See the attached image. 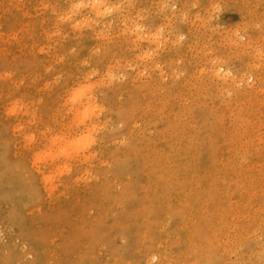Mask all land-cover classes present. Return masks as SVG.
Returning <instances> with one entry per match:
<instances>
[{"label":"rangeland","instance_id":"rangeland-1","mask_svg":"<svg viewBox=\"0 0 264 264\" xmlns=\"http://www.w3.org/2000/svg\"><path fill=\"white\" fill-rule=\"evenodd\" d=\"M98 1L0 0V264H264V0Z\"/></svg>","mask_w":264,"mask_h":264},{"label":"bare ground","instance_id":"bare-ground-1","mask_svg":"<svg viewBox=\"0 0 264 264\" xmlns=\"http://www.w3.org/2000/svg\"><path fill=\"white\" fill-rule=\"evenodd\" d=\"M92 1H93V0H92ZM99 1H100V0H99ZM99 1H98V2H99ZM94 3H95V1L93 2V4H94ZM96 3H97V2H96ZM99 3H100V2H99ZM91 4H92V3H91ZM93 4H92V5H93ZM100 4H101V3H100ZM106 4H107V3H106ZM95 5H96V4H95ZM97 5H98V4H97ZM97 5H96V6H97ZM101 5L104 6L105 4H104V5L101 4ZM94 7H95V6H94ZM99 7H100V6H99ZM107 7H109V6H107ZM92 9H93V8H92ZM105 9H106V7H105ZM103 10H104V9H103ZM111 10H112V9H111ZM114 10H115V9H114ZM96 11L98 12L99 10L96 9ZM104 11H105V10H104ZM104 11H103V12H104ZM107 11H108V10H107ZM107 11H106V12H107ZM109 11H110V10H109ZM97 12H96L95 14H97ZM111 12H112V11H111ZM92 13H93V12H92ZM98 13H100V12H98ZM112 13H113V12H112ZM112 13H111V14H112ZM103 14H104V13H103ZM99 15H100V14H99ZM105 16H106V15H105ZM105 16H104V17H105ZM95 17L98 18V16H95ZM101 17H102V14H101ZM110 17H112V16H110ZM92 23H93V22H92ZM86 24H88V23L86 22ZM86 24H85V27H84V25H83V28L88 27ZM89 24H90V23H89ZM93 24H94V23H93ZM97 24L99 25V23H97ZM90 25H91V24H90ZM94 25H95V24H94ZM101 26H102V25H101ZM105 26H106V25H105ZM90 27H91V26H90ZM90 27H89V28H90ZM103 27H104V26H103ZM94 30H95V29H94ZM103 30H104V29H103ZM101 33H102V31H101ZM98 35H99V34H98ZM77 36H78V35H77ZM79 37H80V36H79ZM75 38H76V37H75ZM77 40H78V39H77ZM79 40H80V38H79ZM102 41H103V40H102ZM105 41H106V40H105ZM81 45H82V44H81ZM75 47H76V46H75ZM76 48H77V47H76ZM86 56H87V55H86ZM107 61H108V60H107ZM102 62H103V61H102ZM101 64H102V63H101ZM98 66H99V65H98ZM97 68H98V67H97ZM102 69H103V68H102ZM83 78H84V77H83ZM83 78H82V79H83ZM110 78H112V77H110ZM72 79H74V78H72ZM79 79H80V78H79ZM77 80H78V79H77ZM77 80H76V81H77ZM115 80H116V78H115ZM86 81H87V80H86ZM111 81H112V80H111ZM116 81H117V80H116ZM1 82H2V81H1ZM82 82H83V81H82ZM108 82H109V81H108ZM9 83H10V82H9ZM71 83H72V81H71ZM73 83H74V82H73ZM100 83H101V82H100ZM109 84H110V83H109ZM109 84H108V85H109ZM115 84H116V83H115ZM115 84H114V85H115ZM101 85H102V84H101ZM69 86H70V85H69ZM75 86H76V83H75ZM99 86H100V84H99ZM81 87H82V86H81ZM85 87H87V86H85ZM85 87H84V89H85ZM107 87H109V86H107ZM120 87H121V86H120ZM120 87H119V89H120ZM123 87H124V86H123ZM15 88H16V87H15ZM78 88H79V87H78ZM78 88H77V89H78ZM89 88L91 89V87H88V92H89ZM103 88H104V87H103ZM75 89H76V88H75ZM84 89L81 88L82 92L80 91V93H83ZM116 89H117V88H116ZM29 90H30V89H29ZM79 90H80V88H79ZM110 90H111V89H110ZM1 91H2V90H1ZM24 91H25V90H24ZM45 91H46V90H45ZM49 91H50V89L48 90V92H49ZM22 92H23V90H22ZM25 92H26V91H25ZM73 92H74V91H73ZM76 92H77V90H76ZM0 93H1V92H0ZM2 93H3V92H2ZM28 93H29V91H28ZM84 93H85V91H84ZM84 93H83V94H84ZM32 94H33V93H32ZM83 94H81V95H83ZM92 94H93V92H92ZM2 95H3V94H2ZM74 95H75V94H74ZM77 95H78V93H77ZM79 95H80V94H79ZM81 95H80L79 97H81ZM85 95H86V94H85ZM16 96H17V95H16ZM37 96H38V95H37ZM70 96H71V95H70ZM27 97H28V96H27ZM82 97H83V96H82ZM82 97H81V98H82ZM118 97H119V96H118ZM6 98H7V97H6ZM35 98H37V97H35ZM39 98H40V97H39ZM70 98L72 99V97H70ZM84 98H85V96H84ZM4 99H5V98H4ZM33 100H34V99H33ZM77 100H81V99H80V98L78 99V97H76V98L74 99V101H75L74 103H76ZM85 100H86V99H85ZM1 101H2V100H1ZM3 101H4V100H3ZM4 102H5V101H4ZM79 102H80V101H79ZM86 102H87V101H86ZM86 102H85V103H86ZM16 103H17V102H16ZM83 103H84V102H82V104H83ZM1 104H2V103H1ZM17 104H18V103H17ZM19 104H20V103H19ZM35 104H36V103H35ZM78 104H79V103H78ZM86 104H87V103H86ZM118 104H119V103H118ZM36 105H37V104H36ZM36 105H35V106H36ZM74 105H76V104H74ZM80 105H81V104H80ZM76 106H77V105H76ZM81 106H82V105H81ZM89 106H90V105H88V106H86V107L89 108ZM95 106H96V105H95ZM95 106H93V108L90 106V108H91V109H94ZM15 107H16V106H15ZM78 107H79V106H78ZM99 107H100V106H99ZM11 108L13 109L14 107H11ZM19 109H20V108H19ZM83 109H86V108H83ZM96 109H97V108H96ZM10 110H11V109H10ZM75 110H76V108H75ZM13 111H14V110H13ZM77 111H78V110H77ZM80 111H81V110H80ZM80 111H79L78 113H81ZM90 111H91V110H90ZM98 111H99V110H98ZM98 111H97V113H98ZM100 111H101V110H100ZM14 112H15V111H14ZM14 112H13V113H14ZM88 112H89V109H88ZM94 112H95V111H94ZM102 112H104V111H102ZM102 112H100V113H102ZM10 113H12V112H10ZM13 113H12V114H13ZM82 113H83V112H82ZM83 114H84V113H83ZM90 114H91V115L93 114L92 111L90 112ZM90 114H88V115H90ZM32 115H33V114H32ZM77 115H78V114H77ZM81 115H82V114H81ZM86 115H87V114L85 113V117L88 116V115H87V116H86ZM93 115H94V114H93ZM96 115H99V114H96ZM60 116H61V115H60ZM100 116H101V115H100ZM28 117H29V116H28ZM78 117H79V116H78ZM82 117H83V116H82ZM88 117H89V116H88ZM88 117H87V119H89ZM94 117L96 118V116H94ZM33 118H34V117H33ZM80 118H81V117H80ZM95 118H94V119H95ZM99 118H101V117H99ZM104 118H105V117H104ZM30 119H31V118H30ZM83 119H85V118H83ZM83 119H82V121H81V124H82V122H83ZM87 119H86V120H87ZM92 119H93V117H92ZM48 120H49V119H48ZM80 120H81V119H80ZM86 120H85V121H86ZM90 120H91V119H90ZM72 121H73V120H72ZM72 121H71V122H72ZM74 121H75V123L77 122L76 120H74ZM74 121H73V122H74ZM97 121H98V120H97ZM106 121H107V120H106ZM106 121H105V122H106ZM73 122H72V123H73ZM78 122L80 123V121H78ZM86 122H87V121H86ZM98 122H100V121H98ZM107 122H108V121H107ZM53 123H54V122H53ZM79 123H78V124H79ZM94 123H95V122H94ZM102 123H104V122H102ZM24 124H26V123L24 122ZM70 124H71V123H70ZM78 124H77V123L75 124V125H76V128H77V125H78ZM81 124H79V125H81ZM99 124H100V123H99ZM26 125H27V124H26ZM85 125H86V124H85ZM89 125H90V124H89ZM95 125H96V124H95ZM49 126H50V125H49ZM70 126H71V125H70ZM70 126H69V128H70ZM91 126H92V125H91ZM91 126H90V128H91ZM93 126H94V125H93ZM96 126H97V125H96ZM107 126H108V125H107ZM71 127H73V126H71ZM74 127H75V126H74ZM100 127H101V126H100ZM97 128H98V127H97ZM74 129H75V128H74ZM84 129H86V128H84ZM91 129H93V128H91ZM105 129H106V128H105ZM45 130H47V129H45ZM78 130H79V129H78ZM86 130H87V129H86ZM88 130H89V129H88ZM95 130H96V129H95ZM93 131H94V130H93ZM46 132H47V131H46ZM75 132H76V131H75ZM83 132H84V131H83ZM86 132H87V131H86ZM89 132H92V131L89 130ZM95 132H96V131H95ZM97 132H99V130H98ZM106 132H107V131H106ZM47 133H48V132H47ZM84 133H85V132H84ZM44 134H45V133H44ZM88 134H89V133H88ZM102 134H103V133H102ZM47 135H48V134H47ZM64 135H65V134H64ZM75 135H76V134H75ZM77 135H78V134H77ZM77 135H76V136H77ZM85 135H87V134L85 133ZM89 135H91V134H89ZM96 135H97V134H96ZM98 135H99V134H98ZM58 136H60V135H58ZM31 137H32V136L30 135V139H31ZM55 137H56V136H55ZM78 137H79V135H78ZM78 137H77V139H79ZM89 137H90V136H89ZM95 137H96V136H95ZM59 138H60V137H59ZM63 138H64V137H63ZM66 138H67V137H66ZM81 138H82V137H81ZM86 138H88V135L86 136ZM93 138H94V137H93ZM23 139H24V138H23ZM25 139H26V137H25ZM28 139H29V137H28ZM68 139H69V138H68ZM77 139H76V140H77ZM32 140H33V139H32ZM49 140H50V139H48V141H49ZM55 140H56V139H55ZM57 140H58V138H57ZM63 140H64V139H62V141H63ZM79 140H80V139H79ZM87 140H88V139H87ZM89 140H91V137H90ZM94 140H96V139H94ZM24 141H25V140H24ZM26 141H27V139H26ZM29 141H30V140H29ZM29 141H28V142H29ZM59 141H60V140H58V143H59ZM33 142H34V141H33ZM33 142H32V143H33ZM66 142H67V140L65 141V143H66ZM74 142H75V141H74ZM92 142H93L92 140L86 142V144H87L86 146H88V143H89V144H92ZM94 142H97V141H94ZM25 143H26V142H25ZM30 143H31V141H30ZM50 143H51V142H50ZM63 143H64V142H63ZM56 144H57V142H56ZM61 144H62V143H61ZM69 144H70V143H69ZM83 144H84V143H83ZM53 145H54V143H53ZM73 145H74V143H73ZM46 146H47V145H46ZM50 146H51V145H50ZM63 146H65V145H63ZM74 146H75V145H74ZM93 146H94V145H93ZM229 146H230V145H229ZM47 147H48V146H47ZM54 147H55V146H53V148H54ZM56 147H58V146H56ZM70 147H71V145H70ZM88 147H89V146H88ZM21 148H22V147H21ZM42 148H43V147H42ZM42 148H41V149H42ZM50 148L52 149V146H51ZM59 148H60V147H59ZM61 148H62V147H61ZM64 148H65V147H64ZM71 148H73V147H71ZM77 148H78V147H77ZM77 148H76V149H77ZM80 148H81V147H80ZM84 148H85V147H84ZM93 148H94V147H93ZM105 148H106V147H105ZM113 148H114V147H113ZM229 148H230V147H229ZM247 148H249V147L247 146ZM41 149H40L39 152H37V154L43 152V150L41 151ZM46 149L48 150V148H46ZM68 149H69V148H68ZM76 149H73V151L76 150ZM226 149H228V148H226ZM249 149L251 150V148H249ZM22 150H23V149H22ZM24 150H25V149H24ZM38 150H39V149H38ZM52 150H53V149H52ZM65 150H66V149H65ZM86 150H87V147H86ZM88 150H89V148H88ZM106 150H107V149H106ZM18 151H19V150H18ZM25 151H26V150H25ZM55 151H57V149H55ZM68 151H69V150H68ZM84 151H85V150H84ZM89 151H90V150H89ZM91 151H92V150H91ZM109 151H110V150H109ZM245 151H246V150H245ZM19 152H20V151H19ZM22 152H23V151H22ZM26 152H27V151H26ZM44 152H45V151H44ZM44 152H43V153H44ZM53 152H54V150H53ZM59 152H61V156L64 155V154H62V150L59 151ZM71 152H72V151H71ZM71 152L69 151V153H71ZM74 152H75V151H74ZM77 152H79V151L77 150V151L75 152V154H76ZM81 152H82V149H81ZM85 152H86V151H85ZM97 152H98V151H97ZM225 152H227V151L225 150ZM247 152H248V151H247ZM94 153H95V152H94ZM101 153H102V152H101ZM249 153H250V152H249ZM21 154H22V153H21ZM23 154L25 155V153H23ZM27 154H29V153H27ZM31 154H32V153H31ZM31 154H30V155H31ZM55 154H56V153H55ZM88 154H89V153H88ZM96 154H97V153H96ZM102 154H103V153H102ZM32 155H33V154H32ZM35 155H36V154H35ZM40 155H41V154H40ZM46 155H47V154H46ZM56 155H57V154H56ZM69 155H70V154H69ZM71 155H73V154H71ZM92 155H94V154H92ZM106 155H107V154H106ZM250 155H251V154H250ZM42 156H43V158H44V157H47V156H45V155H42ZM51 156H52V155H51ZM51 156L49 155L48 157L52 158L53 156H52V157H51ZM89 156L91 157L90 154H89ZM35 157H36V156H35ZM57 157H59V156L57 155ZM67 157H68V156H67ZM67 157L65 156V158H67ZM69 157H70V156H69ZM72 157H73V156H72ZM72 157H71V158H72ZM74 157H75V155H74ZM38 158H39V157H38ZM41 158H42V157H41ZM85 158H87V156H86ZM85 158H84V161L86 160ZM93 158H94V156H93ZM36 159H37V157H36ZM39 159H40V158H39ZM52 159H53V158H52ZM67 159L69 160L70 158H67ZM27 160H29V159H27ZM32 160H33V159H32ZM34 160H35V159H34ZM34 160H33V161H34ZM40 160H42V159H40ZM44 160H45V159H44ZM49 160H50V159H49ZM88 160H89V159H87L86 161H88ZM90 160H91V159H90ZM90 160H89V161H90ZM92 160H93V159H92ZM30 161H31V160H30ZM35 161H36V160H35ZM50 161H51V160H50ZM53 161L55 162V160H53ZM61 161H64L63 157H62V160H61ZM73 161H74V158H73ZM36 162H38V161H36ZM39 162H40V161H39ZM45 162H46V161H45ZM64 162H65V161H64ZM79 162H80V161H79ZM31 163H32V162H31ZM34 163H35V162H34ZM41 163H44V162L42 161ZM41 163H40V164H41ZM75 163H76V162H75ZM81 163H82V162H81ZM83 163H84V162H83ZM85 163H87V162H85ZM89 163H90V162H89ZM63 164H64V163H62V166H63ZM66 164H68V161H67ZM44 165H45V164H44ZM51 165H52V164H51ZM72 165H73V164H72ZM99 165H101V164H99ZM52 166H53V165H52ZM57 166H60V165L57 164ZM37 167H38V166H37ZM63 167H64V166H63ZM68 167H69V166H68ZM73 167H74V166H73ZM30 168H31V167H30ZM39 168H40V167H39ZM45 168H46V167H45ZM48 168H49V167H48ZM53 168H54V167H53ZM58 168H59V167H58ZM60 168H61V167H60ZM60 168L57 169V170L60 171V170H61ZM103 168H104V166H103ZM40 169H41V168H40ZM43 169H44V167H43ZM51 169H52V168H51ZM64 169H66V168H64ZM64 169H63L62 171H64ZM70 169H71V168H70ZM96 169H97V167H96ZM49 170H50V169H49ZM66 170H67V169H66ZM98 170H99V169H98ZM100 170H101V169H100ZM67 171H68V170H67ZM142 171H143V170H142ZM53 172H55V171H53ZM64 172H65V171H64ZM79 172H80V171H79ZM157 172H158V171H157ZM40 173H41V171H40ZM67 174H68V172H67ZM59 175H60V173H59ZM64 175H65V174H64ZM76 175H77V174H76ZM84 175H85V174H83L82 176H84ZM50 176H51V173H50ZM53 176H54V175H53ZM55 176H56V175H55ZM61 176H62V175H61ZM89 176H90V175H89ZM48 177H49V176H46V179H47ZM57 177H58V174H57ZM63 177H64V176H63ZM144 177H145V176H144ZM49 178L51 179L52 177H49ZM53 178H54V177H53ZM60 178H61V177H60ZM94 178H95V177H94ZM94 178L91 177L92 181L94 180ZM46 179H45V181H46ZM50 179H49V180H50ZM57 179H59V178H57ZM71 179H72V178H71ZM75 179H76V178H75ZM75 179L73 180L74 182H75ZM54 180H55V179H54ZM60 180H61V179H60ZM95 180H96V179H95ZM45 181H44V182H45ZM56 181H57V180H56ZM96 181H97V180H96ZM155 181H156V180H155ZM168 181H169V180H168ZM68 182H69V180H68ZM160 182H161V181H160ZM163 182H165V181H163ZM166 182H167V180H166ZM51 183H52V182H51ZM49 184H50V183H49ZM49 184H48V186H50ZM56 185H57V184H56ZM63 185H64V184H63ZM164 185H165V184H164ZM44 187H45V185H44ZM50 187H51V186H50ZM63 187H64V186H63ZM165 187H166V186H165ZM47 188H48V187H46V189H47ZM64 188H65V187H64ZM56 190H57V189H56ZM62 190H63V188H62ZM46 191H47V190H46ZM52 193H54V192H52ZM58 193H59V192H58ZM63 194H64V193H63ZM57 196H58V194H57ZM63 197H64V196H63ZM58 198H60V196H59ZM198 199H199V198H198ZM165 200H166V199H165ZM169 200H170V199H169ZM62 201H63V200H62ZM167 201H168V200H167ZM165 202H166V201H165ZM170 203H171V201H170ZM172 203H173V202H172ZM165 204H167V203H165ZM61 205H62V204H61ZM168 205H169V204H168ZM172 205H173V204H172ZM166 207H167V206H166ZM196 207H197V206H196ZM64 208H65V207H64ZM168 208H170V207H168ZM173 208H174V207H173ZM166 209H167V208H165V210H166ZM174 210H175V209H174ZM187 210H188V209H187ZM191 210H192V209H191ZM172 211H173V210H172ZM188 211H189V210H188ZM188 211H187V212H188ZM167 212H169V211H167ZM185 212H186V211H185ZM151 213H152V212H151ZM151 213H150V214H151ZM164 213H165V212H164ZM172 213H173V212H172ZM139 217H140V216H139ZM200 217H201V216H200ZM176 218H177V217H176ZM153 219H154V218H153ZM201 219H202V218H201ZM198 220H199V219H198ZM151 221H152V220H151ZM145 222H146V221H145ZM153 222H154V220H153ZM199 222H202V221H199ZM199 222H198V223H199ZM142 223H143V221H142ZM148 223H149V222H148ZM200 224H201V223H200ZM154 225H155V222H154ZM186 226H187V225H186ZM171 227H172V226H171ZM181 227H182V226H181ZM172 228H173V227H172ZM177 228H178V227H177ZM183 228H184V227H183ZM168 229H169V227H168ZM184 229H185V228H184ZM154 230H155V229H154ZM175 230H176V229H175ZM211 230H212V229H211ZM181 231H183V229H182ZM169 232H170V231H169ZM169 232H168V234H169ZM187 232H188V231H187ZM149 233H150V232H149ZM157 234H158V233H157ZM170 234H171V233H170ZM189 234H190V233H189ZM158 235H159V234H158ZM158 235H157V236H158ZM164 235H165V234H164ZM171 235H172V234H171ZM173 235H174V234H173ZM175 235H176V234H175ZM210 235H211V234H210ZM216 235H217V234H216ZM152 236H153V235H152ZM190 236H191V235H190ZM159 237H160V236H159ZM159 237H158V238H159ZM168 238H169V237H168ZM172 238H173V236H172ZM175 238H176V237H175ZM185 238H186V237H185ZM211 238H212V237H211ZM159 239H160V238H159ZM162 239H163V238H162ZM164 239H165V238H164ZM157 240H158V239H157ZM166 241H167V240H166ZM156 243H157V241H156ZM160 243H161V242H160ZM166 243H167V242H166ZM162 244H163V243H162ZM154 246H156V245H154ZM158 247H159V246H158ZM174 247H175V246H174ZM214 248H216V247H214ZM171 249H172V247H171ZM173 249H174V248H173ZM155 250H157V249H155ZM155 250H153V251H155ZM162 251H163V250H162ZM162 251H161V252L159 251V252H160V253H163ZM155 252H156V251H155ZM163 254H164V253H163ZM163 254H161V255H163ZM144 255H145V254H144ZM139 256H141V255H139ZM150 257H151V256H150ZM140 258H142V257H140ZM157 258H158V257H157ZM144 259H145V258H144ZM147 260H148V259H147ZM153 260H154V259H153ZM153 260H152V261H153ZM137 261H138V260H137ZM148 261H149V260H148ZM154 261H155V260H154ZM216 261H217V260H216ZM217 262H218V261H217ZM141 263H142V262H141ZM151 263H152V262H151ZM162 263H163V262H162ZM163 264H165V263H163Z\"/></svg>","mask_w":264,"mask_h":264}]
</instances>
